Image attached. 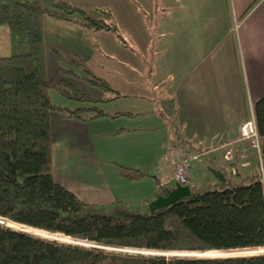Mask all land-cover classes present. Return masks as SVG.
Wrapping results in <instances>:
<instances>
[{
  "label": "trees",
  "instance_id": "obj_1",
  "mask_svg": "<svg viewBox=\"0 0 264 264\" xmlns=\"http://www.w3.org/2000/svg\"><path fill=\"white\" fill-rule=\"evenodd\" d=\"M44 17L91 31H117L107 9L83 11L67 0H54L46 8L40 0H0V25L8 29L11 48L8 57H0V218L8 221V226H0V264H264V255H254L260 251L242 253L252 255L246 257L214 255L264 248V97L252 107L260 162L256 172L232 180L216 170V182L205 190L190 192L153 212L132 211L120 201L107 206L84 203L53 179L50 115L79 121L116 117L94 104L120 96L78 57L56 55V60L70 63L80 74L58 67L60 79L48 78ZM49 92L87 106L54 105ZM117 169L128 181L144 177L134 169ZM169 190H160L155 197ZM69 239L149 252L209 255L189 259L123 254L70 245L65 242Z\"/></svg>",
  "mask_w": 264,
  "mask_h": 264
},
{
  "label": "crops",
  "instance_id": "obj_2",
  "mask_svg": "<svg viewBox=\"0 0 264 264\" xmlns=\"http://www.w3.org/2000/svg\"><path fill=\"white\" fill-rule=\"evenodd\" d=\"M46 19L58 32L54 36L75 40L88 53L97 47L90 35L104 37V50L105 40L114 43L110 32ZM75 55L89 70L86 59ZM232 55L241 65L236 74L226 64ZM155 86H163L165 96L147 99L145 110L136 107L128 115L79 121L52 113L54 181L84 203L147 207L156 192L175 184L167 156L173 145L200 154L188 169L190 192L196 176L206 189L216 182V170L230 176L256 172L259 153L239 139V128L264 97V0H164V76ZM119 166L144 177L125 180Z\"/></svg>",
  "mask_w": 264,
  "mask_h": 264
},
{
  "label": "rangeland",
  "instance_id": "obj_3",
  "mask_svg": "<svg viewBox=\"0 0 264 264\" xmlns=\"http://www.w3.org/2000/svg\"><path fill=\"white\" fill-rule=\"evenodd\" d=\"M53 1L54 0H40V4L42 7L46 8L49 7L50 3ZM67 1L72 7L83 11L107 9L112 16V22L115 24L117 31L110 34L114 41L113 45L105 40V43L107 42V48L105 50L103 48L104 42H100L104 37L90 35V39L96 41L97 47L94 49L93 53H88L79 43H75V40L71 42L70 40H63L54 36L58 32L54 27H51V24L48 25L47 17L44 18L46 21L42 22V28L45 36V65L49 79L54 81L60 79L61 73L58 67L64 68L65 70H72L73 73L80 74L70 63L59 60L60 63L56 60V55L64 59H73L76 58L75 54H77L86 59L85 62L89 71L105 80L108 86L120 96L118 99L108 103L94 104L97 109L105 114L121 115L128 112L134 113L136 107H143V110H145L144 104L147 99L152 100L165 96L164 90H162L163 86H155L158 80H161V75L164 76V0ZM89 32L94 31L89 30ZM117 40L120 42L122 41L123 44L119 43ZM46 43L48 47H46ZM98 49H101V52H99ZM10 51L8 29L5 25H0V57H8ZM226 64L228 70L232 73H238L239 69L241 71V65L238 63L236 56L231 57L230 62ZM237 65L239 68H237ZM79 85L88 93H94L92 88L82 83H79ZM107 96L109 95L105 94L104 97ZM110 96H113V94H110ZM48 97L52 104L69 109L87 106L86 104L69 101L61 97L57 92H49ZM140 97H142V99H140ZM250 118L248 120H250ZM244 141H246L249 150L251 152L254 151L256 155L257 150L254 147V140L249 138L244 139ZM243 176L236 175L230 176V178L232 180H239ZM168 177L170 176L168 175ZM203 183L204 179L200 178L198 182V177L196 176L194 180L195 189L193 191L202 192L205 189L203 188L204 186H202ZM128 206L132 211L142 212L147 209L145 205L139 203H135L134 205L128 204ZM0 222L8 224L7 220L0 219ZM66 242L70 245L77 246H85L86 244L72 239ZM255 251L260 252L254 255H264V248L232 250L229 252L223 251L222 254H234L236 252L250 253ZM233 256L246 257L252 255L240 253ZM182 257L195 259L207 258L208 255L192 253L191 255H183Z\"/></svg>",
  "mask_w": 264,
  "mask_h": 264
},
{
  "label": "built area",
  "instance_id": "obj_4",
  "mask_svg": "<svg viewBox=\"0 0 264 264\" xmlns=\"http://www.w3.org/2000/svg\"><path fill=\"white\" fill-rule=\"evenodd\" d=\"M235 28H237V25H235ZM239 133L241 140L252 138L255 142L254 147L258 151V140L255 131L253 116H251L250 120L245 121L240 126ZM167 156L170 167L173 171L174 182L180 186L187 185L188 169L190 167V164L193 161H197L200 157V154L187 155L182 146L173 145L168 148ZM85 247L94 248L106 252H117V253L132 254V255L137 254V255H153V256H163V257H182L183 255L189 254L182 252L158 253V252H149L146 250L100 246L98 244H85Z\"/></svg>",
  "mask_w": 264,
  "mask_h": 264
},
{
  "label": "water",
  "instance_id": "obj_5",
  "mask_svg": "<svg viewBox=\"0 0 264 264\" xmlns=\"http://www.w3.org/2000/svg\"><path fill=\"white\" fill-rule=\"evenodd\" d=\"M190 194L189 188L187 186H180L177 183L167 192L165 196H158L154 198L151 202L147 204V211L153 212L158 209L167 207L176 201L188 196ZM1 219V218H0ZM4 220V219H2ZM0 226H3L0 222ZM23 226V225H22ZM5 227V226H3ZM18 232V231H17ZM23 233V232H20Z\"/></svg>",
  "mask_w": 264,
  "mask_h": 264
},
{
  "label": "bare ground",
  "instance_id": "obj_6",
  "mask_svg": "<svg viewBox=\"0 0 264 264\" xmlns=\"http://www.w3.org/2000/svg\"><path fill=\"white\" fill-rule=\"evenodd\" d=\"M1 224L2 225H6V224H4V223H2L1 222ZM6 226H8V225H6ZM10 227V226H9ZM17 229V228H16ZM20 230V229H19ZM35 235H37V234H35ZM37 236H40V235H37ZM41 237H43V236H41ZM44 238H46V237H44ZM49 239V238H48ZM52 240H57V239H52ZM60 241V240H59ZM66 242V241H65ZM86 244H89V243H86ZM100 246H102V245H100ZM159 253V252H158ZM242 254V252H236V253H234V254ZM189 254H192V253H189ZM201 255H209V254H206L205 252H203V253H200ZM234 254H214V255H234Z\"/></svg>",
  "mask_w": 264,
  "mask_h": 264
}]
</instances>
